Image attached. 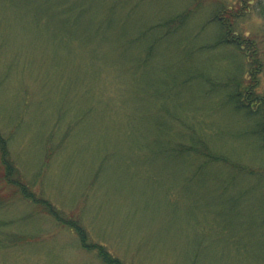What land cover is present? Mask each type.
I'll return each instance as SVG.
<instances>
[{"label": "rangeland", "instance_id": "374dc122", "mask_svg": "<svg viewBox=\"0 0 264 264\" xmlns=\"http://www.w3.org/2000/svg\"><path fill=\"white\" fill-rule=\"evenodd\" d=\"M257 1L0 0V133L35 200L0 182V264H264V147L228 97L253 76L216 24L263 41ZM197 135L254 172L169 143Z\"/></svg>", "mask_w": 264, "mask_h": 264}, {"label": "trees", "instance_id": "16d2710c", "mask_svg": "<svg viewBox=\"0 0 264 264\" xmlns=\"http://www.w3.org/2000/svg\"><path fill=\"white\" fill-rule=\"evenodd\" d=\"M253 2V0H239L240 7L238 9H233L230 6H227L228 15L230 13L238 14L239 11H251L254 9H250L249 5ZM257 6V7H256ZM256 8L258 14L262 17V29L261 36L264 39V0H259L256 3ZM225 8V9H226ZM223 18V17H222ZM220 18L216 24H218V43L229 44L235 47L236 50L241 51L242 54L248 59L250 65V75L253 77L250 80H233L232 88L229 89L230 92L228 94L229 100L236 105L239 109L244 110L245 112L251 114L255 121V127L252 130L253 134H256L262 141V145L264 147V89H259L260 82L255 77L261 71L264 72V40H259L256 36L253 38L246 37L242 33L234 32L232 30L230 24H226L225 18ZM255 66H258L256 68ZM241 68V67H240ZM241 70V69H240ZM240 83H239V82ZM224 85V84H223ZM227 86V85H226ZM116 91L115 89H113ZM114 91L110 90L107 85L104 86L103 93L104 94H112ZM113 95V94H112ZM193 138V143L191 145H187L182 143V140L176 143H170L172 145L173 150L176 154L183 156V158H201L206 160L207 162L215 161L219 163H224L226 165H230L231 167H236L237 170L241 172H248V174H252L254 172L253 169L249 167L239 165L236 162H232L227 156L217 153L212 150L210 144L206 139V137L197 135ZM18 167L15 165L12 160L8 146L7 139L2 136L0 133V182L6 183L11 186L13 192H20L26 196H30L33 201L34 196L26 191L27 182L21 181V175ZM41 204L45 205L47 211L50 213H55V209L52 208L50 203L46 200H41ZM56 218L60 219L57 215ZM75 227V226H74ZM79 235H82V231H79V228H75ZM93 248V247H92ZM102 257V260L106 264H121L120 261L110 257V259L106 258L108 254L102 247H99L98 251L96 249V254ZM108 254V255H107Z\"/></svg>", "mask_w": 264, "mask_h": 264}]
</instances>
